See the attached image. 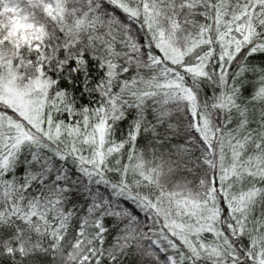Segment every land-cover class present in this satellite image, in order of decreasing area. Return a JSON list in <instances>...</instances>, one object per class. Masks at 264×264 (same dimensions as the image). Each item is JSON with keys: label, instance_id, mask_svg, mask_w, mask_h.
<instances>
[{"label": "snow or ice", "instance_id": "obj_1", "mask_svg": "<svg viewBox=\"0 0 264 264\" xmlns=\"http://www.w3.org/2000/svg\"><path fill=\"white\" fill-rule=\"evenodd\" d=\"M0 264H264V0H0Z\"/></svg>", "mask_w": 264, "mask_h": 264}]
</instances>
